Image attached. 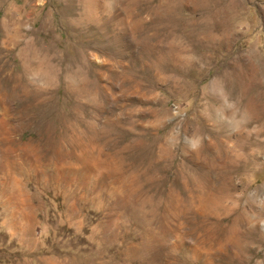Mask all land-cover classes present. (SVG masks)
<instances>
[{
    "label": "rangeland",
    "instance_id": "rangeland-1",
    "mask_svg": "<svg viewBox=\"0 0 264 264\" xmlns=\"http://www.w3.org/2000/svg\"><path fill=\"white\" fill-rule=\"evenodd\" d=\"M0 264H264V0H0Z\"/></svg>",
    "mask_w": 264,
    "mask_h": 264
},
{
    "label": "bare ground",
    "instance_id": "bare-ground-1",
    "mask_svg": "<svg viewBox=\"0 0 264 264\" xmlns=\"http://www.w3.org/2000/svg\"><path fill=\"white\" fill-rule=\"evenodd\" d=\"M5 25H6V24H5ZM20 26H21V25H20ZM21 28H22V27H21ZM19 32H20V30H19ZM28 64H29V63H28ZM25 66H26V65H25ZM25 69H26V68H25ZM34 73H35V72H34ZM38 75H39V74H38ZM47 75H48V74H47ZM47 75H46V76H47ZM52 78H53V76H52ZM241 89H242V88H241ZM239 90H240V89H239ZM242 90H243V89H242ZM237 102H238V101H237ZM251 102H252V101H251ZM238 103H239V102H238ZM240 104H241V102H240ZM240 104H239V106H240ZM246 104H247V103H246ZM250 105H251V104H250ZM246 108H247V107H246ZM249 108H250V107H249ZM21 109H22V108H21ZM249 112H250V110H249ZM249 112H248V113H249ZM250 114H251V113H250ZM250 114H249V115H250ZM24 118H25V117H24ZM24 118H23V119H24ZM8 119H9V118H8ZM7 121H8V120H7ZM9 122H10V120H9ZM21 122H22V121H21ZM11 123H12V122H11ZM12 124H13V123H12ZM14 124H15V123H14ZM19 124H21V123H19ZM23 124H24V123H23ZM15 125H17V124H15ZM13 126H14V125H13ZM22 126H23V125H22ZM209 237H210V235H209ZM212 237H213V236L211 235L210 238H212ZM208 240H209V239H208ZM209 241H210V240H209ZM210 243H211V242H210ZM196 252H197V251H196ZM200 252H201V251H200ZM202 253H203V252H201V254H202ZM203 255H204V254H203ZM196 256H197V255H196ZM203 257H205V256H203ZM198 258H199V257H198Z\"/></svg>",
    "mask_w": 264,
    "mask_h": 264
}]
</instances>
